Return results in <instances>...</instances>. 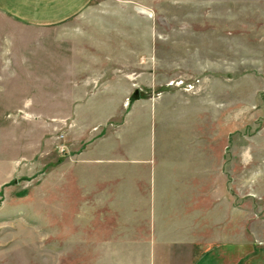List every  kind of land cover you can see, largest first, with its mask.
Wrapping results in <instances>:
<instances>
[{"label": "rangeland", "instance_id": "rangeland-1", "mask_svg": "<svg viewBox=\"0 0 264 264\" xmlns=\"http://www.w3.org/2000/svg\"><path fill=\"white\" fill-rule=\"evenodd\" d=\"M0 264H264V0L0 7Z\"/></svg>", "mask_w": 264, "mask_h": 264}, {"label": "crops", "instance_id": "crops-1", "mask_svg": "<svg viewBox=\"0 0 264 264\" xmlns=\"http://www.w3.org/2000/svg\"><path fill=\"white\" fill-rule=\"evenodd\" d=\"M92 0H0V7L30 24L63 22L75 17Z\"/></svg>", "mask_w": 264, "mask_h": 264}]
</instances>
